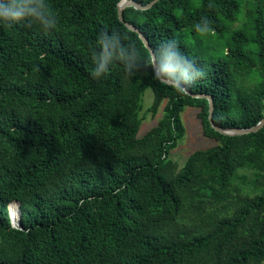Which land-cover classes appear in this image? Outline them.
Masks as SVG:
<instances>
[{"label": "trees", "instance_id": "1", "mask_svg": "<svg viewBox=\"0 0 264 264\" xmlns=\"http://www.w3.org/2000/svg\"><path fill=\"white\" fill-rule=\"evenodd\" d=\"M122 1L47 0L55 29L0 25V264H264V126L220 134L209 125L207 100L194 97L212 98L218 127L247 129L262 119L264 2L250 26L236 29L238 0L123 10L150 47L174 39L204 67L205 77L181 95L150 70L130 77L114 65L92 77L88 50L101 30L119 31L147 54L117 18ZM201 17L223 57L205 58L181 40ZM147 88L151 116L165 103L138 137ZM186 106L217 144L178 168L168 155L184 135ZM242 170L254 173V194L234 184Z\"/></svg>", "mask_w": 264, "mask_h": 264}, {"label": "clouds", "instance_id": "2", "mask_svg": "<svg viewBox=\"0 0 264 264\" xmlns=\"http://www.w3.org/2000/svg\"><path fill=\"white\" fill-rule=\"evenodd\" d=\"M58 18L48 6L47 0H0V25L13 27L33 25L49 31L56 28ZM200 32L211 30L207 17L195 24ZM143 39V37H140ZM95 79L109 73L114 65L123 68L128 76L150 70L154 80L188 95L195 83L206 75L203 66L188 56L174 39H164L156 47L144 50L135 42H125L119 31L101 30L88 50Z\"/></svg>", "mask_w": 264, "mask_h": 264}, {"label": "rangeland", "instance_id": "3", "mask_svg": "<svg viewBox=\"0 0 264 264\" xmlns=\"http://www.w3.org/2000/svg\"><path fill=\"white\" fill-rule=\"evenodd\" d=\"M189 9H193L197 6L196 0H190ZM240 3V15L237 23L234 24V28H239L246 23L247 27L254 20L255 12L259 6L264 2V0H238ZM250 16V17H249ZM262 16L264 19V10L262 11ZM211 35L206 34V32L194 31L186 32L181 37V40L189 47L193 53L202 52L205 58L218 59L223 57V50L221 48V41H215L214 38L209 37ZM247 37H251L248 33ZM210 39V40H209ZM153 100L152 90L147 88L143 92L141 98V110L139 112L141 123L138 130V137L145 134L150 128H152L156 122L160 119L163 113V106L165 101L159 106L155 116H151L148 113V108L150 107ZM197 109L195 107L186 106L180 113V121L184 128L183 137L177 142L175 148H173L168 155V158L175 162L178 168H181L187 159V157L195 150H203L215 146L217 142L213 139L203 136L200 122L196 118ZM254 173L249 170H242L238 172L239 178H237L234 184L249 194H254L249 183L253 179ZM263 188L259 187L258 189ZM17 204V203H16ZM18 205V204H17ZM12 224V223H11Z\"/></svg>", "mask_w": 264, "mask_h": 264}, {"label": "water", "instance_id": "4", "mask_svg": "<svg viewBox=\"0 0 264 264\" xmlns=\"http://www.w3.org/2000/svg\"><path fill=\"white\" fill-rule=\"evenodd\" d=\"M158 1L159 0H151L146 5H141V4H139L133 0H123L122 2H120L117 5V18H118L119 22L122 23L124 25V27H126L131 32H134L135 34H137L139 39H140V37H143V39H140V40L143 43L146 50L148 48H150V45L148 43V39L138 29H136L135 27H133L132 25H130L129 23L124 21V19L122 17V12L125 8H128V7H133L136 10H147V9L151 8ZM194 97L204 98L207 100V102H208V117H207V119H208L209 125L214 131H216L220 134L236 135V136L246 135V134L256 133L257 131H259L264 126V111H263L262 119L255 126H253L251 128L239 129V128L218 127V126L214 125L212 120H211L212 110H213L212 98L210 96H207V95H195ZM16 225H18V224H16Z\"/></svg>", "mask_w": 264, "mask_h": 264}, {"label": "bare ground", "instance_id": "5", "mask_svg": "<svg viewBox=\"0 0 264 264\" xmlns=\"http://www.w3.org/2000/svg\"><path fill=\"white\" fill-rule=\"evenodd\" d=\"M8 216L9 219L11 221V223L16 226L17 222H18V218H19V210H18V205L16 204V202H11L8 205Z\"/></svg>", "mask_w": 264, "mask_h": 264}, {"label": "built area", "instance_id": "6", "mask_svg": "<svg viewBox=\"0 0 264 264\" xmlns=\"http://www.w3.org/2000/svg\"><path fill=\"white\" fill-rule=\"evenodd\" d=\"M13 225V224H12ZM14 226V225H13ZM14 227H16V226H14Z\"/></svg>", "mask_w": 264, "mask_h": 264}]
</instances>
